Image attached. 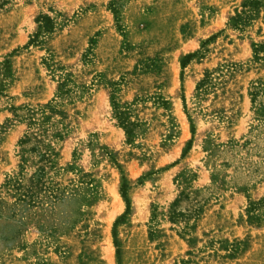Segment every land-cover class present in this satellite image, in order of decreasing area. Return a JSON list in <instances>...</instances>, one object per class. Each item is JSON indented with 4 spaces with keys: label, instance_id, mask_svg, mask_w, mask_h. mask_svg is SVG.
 Returning <instances> with one entry per match:
<instances>
[{
    "label": "rangeland",
    "instance_id": "rangeland-1",
    "mask_svg": "<svg viewBox=\"0 0 264 264\" xmlns=\"http://www.w3.org/2000/svg\"><path fill=\"white\" fill-rule=\"evenodd\" d=\"M249 1L0 0V264H264V0L232 22ZM46 103L68 132L54 194L31 196L35 153L6 183Z\"/></svg>",
    "mask_w": 264,
    "mask_h": 264
},
{
    "label": "trees",
    "instance_id": "trees-1",
    "mask_svg": "<svg viewBox=\"0 0 264 264\" xmlns=\"http://www.w3.org/2000/svg\"><path fill=\"white\" fill-rule=\"evenodd\" d=\"M246 5V1L244 2ZM250 10L246 11L241 14H237L232 18V22L234 26L239 24L246 23L252 18L253 13L258 10L259 2L257 0H250L249 1ZM39 28L41 31L36 35L38 37L39 34L45 31H51L54 27L53 19L47 15H39L38 17ZM36 39H32L31 41H36ZM192 55H189V58ZM11 63L9 60L0 63V76H8L11 72ZM204 82V81H203ZM77 85L72 79V75L67 73L65 77L60 82L59 85V97L66 99L76 96L77 94ZM76 88V89H75ZM3 88L0 85V93L2 92ZM253 101H255L254 97L258 94L257 91L253 92ZM112 105L115 111V116L117 117L121 126L125 129L129 139L134 136V126L136 125L135 122L131 121L127 115L126 110H122L119 108L117 102L114 101L112 98ZM28 115H26V121L28 123V129L20 140L21 146V172L19 173L18 178L9 179L7 180L6 185L9 187H13L16 190L21 189V181L25 174V168L28 164V153H35L37 155V170L34 172V176L36 179H33L32 185L29 187L28 191L31 192V196L34 195L35 189H44L50 192V194H54V190L51 188L50 185L46 184L47 180H45L46 175V168L48 166H55L56 164V157L58 156L59 152L54 146L53 142L55 139H63L68 132V128L63 122L65 119L66 112L64 110H59L54 106L52 103H46L41 107L38 108H28ZM50 112V113H48ZM60 115L62 118L59 120H55V115ZM30 142H34L35 145L27 148V145ZM185 195L184 192L181 195ZM127 194L124 193L125 198L127 199ZM188 196V195H186ZM181 199H177L176 201L179 202ZM128 202V199H127ZM174 203V206H177L178 203ZM261 203H264V198L261 200ZM174 217H178L182 215L177 211H173Z\"/></svg>",
    "mask_w": 264,
    "mask_h": 264
},
{
    "label": "bare ground",
    "instance_id": "bare-ground-1",
    "mask_svg": "<svg viewBox=\"0 0 264 264\" xmlns=\"http://www.w3.org/2000/svg\"><path fill=\"white\" fill-rule=\"evenodd\" d=\"M106 101V100H105Z\"/></svg>",
    "mask_w": 264,
    "mask_h": 264
}]
</instances>
